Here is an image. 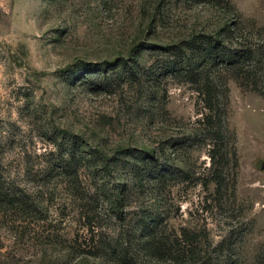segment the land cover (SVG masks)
<instances>
[{
	"label": "rangeland",
	"instance_id": "obj_1",
	"mask_svg": "<svg viewBox=\"0 0 264 264\" xmlns=\"http://www.w3.org/2000/svg\"><path fill=\"white\" fill-rule=\"evenodd\" d=\"M200 35L251 49L214 74L239 159L220 193L203 97L164 69ZM152 149L181 178H148ZM0 177V264H260L264 0H0Z\"/></svg>",
	"mask_w": 264,
	"mask_h": 264
},
{
	"label": "trees",
	"instance_id": "obj_2",
	"mask_svg": "<svg viewBox=\"0 0 264 264\" xmlns=\"http://www.w3.org/2000/svg\"><path fill=\"white\" fill-rule=\"evenodd\" d=\"M173 56V60L169 65L165 66L166 72H173L176 76H180L193 86L196 91L203 97L204 108L208 111L202 125H205V131L211 140V148L209 156L212 162V172L210 183H215L217 191L220 193L227 185V177L229 167L232 165L235 175L239 168V159L237 148L235 145L230 147V140L226 138V112L221 109V90L217 88V80L214 74L217 71L224 70L227 67L241 65L250 58L251 49L232 48L226 44L221 35H200L190 40L182 41L177 45H171L166 48ZM117 65V62H114ZM119 67H124L126 72L131 69V75H125L127 78H133L137 73L134 67H128L127 62L118 63ZM109 69V68H108ZM101 73H107V68L98 69L97 76ZM113 79L107 80L103 85L105 89H109L113 85ZM235 138V137H234ZM68 154V158L62 156L61 168L65 169L69 160L75 158V149H65L64 155ZM138 166L140 162L145 163L148 169V178L157 183L175 180V177L181 178L179 173L172 170L173 165H169V161L165 158V162L161 161L155 149L148 152L144 151L138 157ZM167 163V166L165 165ZM179 180V179H178ZM124 187V186H123ZM5 188V183L0 177V189ZM0 202L15 205V198L1 199ZM157 240V239H156ZM153 241V251L157 254L166 253L160 251L157 247L158 242ZM159 252V253H158ZM256 264H259V256L256 258ZM260 264H264V258Z\"/></svg>",
	"mask_w": 264,
	"mask_h": 264
}]
</instances>
